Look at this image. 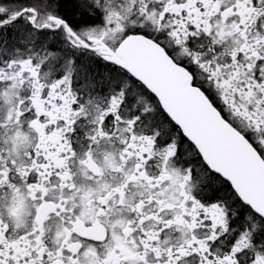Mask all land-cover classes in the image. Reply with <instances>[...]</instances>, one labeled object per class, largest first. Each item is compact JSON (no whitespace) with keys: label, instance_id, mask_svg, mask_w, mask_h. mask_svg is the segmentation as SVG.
<instances>
[{"label":"snow or ice","instance_id":"1","mask_svg":"<svg viewBox=\"0 0 264 264\" xmlns=\"http://www.w3.org/2000/svg\"><path fill=\"white\" fill-rule=\"evenodd\" d=\"M0 264H264V0H0Z\"/></svg>","mask_w":264,"mask_h":264}]
</instances>
